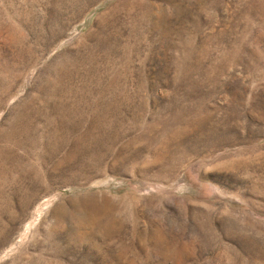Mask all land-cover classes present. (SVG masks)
Returning <instances> with one entry per match:
<instances>
[{
	"label": "rangeland",
	"instance_id": "obj_1",
	"mask_svg": "<svg viewBox=\"0 0 264 264\" xmlns=\"http://www.w3.org/2000/svg\"><path fill=\"white\" fill-rule=\"evenodd\" d=\"M0 264H264V0H0Z\"/></svg>",
	"mask_w": 264,
	"mask_h": 264
}]
</instances>
